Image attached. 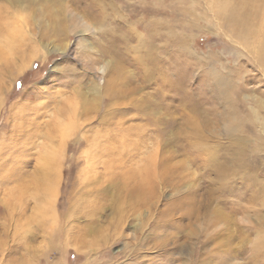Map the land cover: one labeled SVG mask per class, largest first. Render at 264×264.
<instances>
[{"label":"rangeland","instance_id":"obj_1","mask_svg":"<svg viewBox=\"0 0 264 264\" xmlns=\"http://www.w3.org/2000/svg\"><path fill=\"white\" fill-rule=\"evenodd\" d=\"M26 7L0 0L35 40L0 58V264H264V38L236 33L264 0Z\"/></svg>","mask_w":264,"mask_h":264},{"label":"bare ground","instance_id":"obj_2","mask_svg":"<svg viewBox=\"0 0 264 264\" xmlns=\"http://www.w3.org/2000/svg\"><path fill=\"white\" fill-rule=\"evenodd\" d=\"M11 5L12 4H14V5H20V6H25V5H27V7H28V4H35V3H37V2H40V1H38V0H7ZM240 2V1H239ZM248 3V2H247ZM32 6V5H31ZM25 8L26 10L28 9V8H30V7H28V8ZM24 9V10H25ZM42 11V10H41ZM57 17V16H56ZM238 17V16H237ZM236 17V18H237ZM0 18H3V17H1L0 16ZM38 18H40V17H38ZM33 19H35V18H33ZM244 19V18H243ZM31 21V20H30ZM34 22V21H33ZM12 23H15V22H12ZM11 23V24H12ZM9 23H2L1 24V22H0V38H3V39H5V41L3 42V44H5L3 47H2V44H0V58H4V57H7L8 58V61L9 62H11L13 59H16V58H18V57H21L20 55L17 57V55H16V53L18 52L19 53V50L21 49V47L23 46V45H27V43H25V41L27 42V40H25L24 41V38H28V36H29V38L32 40H34V38H33V36L34 35H31L30 33H29V30L28 31H26V32H24L22 29H20V31H16V34H12V32L8 29V27H10V25H8ZM244 24V25H243ZM243 26H241V27H239L240 29H238L237 30V35L239 36V38H244V39H247V37L248 38H255V40H256V38L257 37H260V39L262 38H264V21H262V23L261 22H258V23H254L253 24V26H254V29L252 28L253 26H248V22L247 21H245V19H244V22H243ZM252 24V23H251ZM23 25V24H22ZM247 26H248V28H247ZM244 27H245V29H244ZM62 30V29H61ZM59 31V30H58ZM35 34V33H34ZM16 35V36H15ZM19 36V37H18ZM16 37H18V38H16ZM32 40V41H33ZM35 41V40H34ZM260 41V40H259ZM263 41V40H262ZM236 42V41H235ZM245 42V41H244ZM257 43V42H256ZM28 44H30V43H28ZM32 45V44H31ZM37 45V44H36ZM264 43H260L259 44V46L257 47V49L259 50V52L257 53V51H256V54L258 55L259 54V57H261L263 54H264V50H263V48H264ZM4 48V49H3ZM37 48V47H36ZM30 49V48H29ZM249 49H250V47H249ZM34 50V49H33ZM56 50V49H55ZM184 50L185 51H187V52H189L191 55H193V52H191V48H190V46L189 45H187L185 48H184ZM31 51V50H30ZM21 52V51H20ZM26 52V51H25ZM39 53V52H38ZM50 53V51L48 52H46L45 53V55H47V54H49ZM21 54H22V52H21ZM25 55V54H24ZM38 56V54H36V55H33V56H31L30 57V59H28V62L29 61H31L33 58H35V57H37ZM10 58V59H9ZM19 59V58H18ZM17 59V60H18ZM261 61L263 62L262 63V66L264 65V57H261ZM7 61V60H6ZM15 61V60H14ZM28 62H27V64H28ZM9 64V63H8ZM27 67V66H26ZM21 69V68H20ZM210 76H212L213 78H214V80L216 79L217 80V82H215L214 81V84L217 86V91H216V95L215 96H218V95H221V97L223 96V93H224V89H226V88H224V85H225V83L223 84L222 83V80H220V79H222V73L220 74L219 72H212L211 73V75ZM212 77H210V78H212ZM101 83V82H100ZM91 91L94 93V94H96V93H99L98 92V89H96V87H95V85L94 84H92V89H91ZM226 91V90H225ZM123 97V96H122ZM228 98V97H227ZM227 98H226V100H227ZM232 109V108H231ZM230 111V110H229ZM150 112V111H149ZM152 113V112H151ZM189 119V118H188ZM230 119V118H229ZM257 120H258V118H257ZM236 122V121H235ZM192 123V122H191ZM194 123V122H193ZM258 123H259V125H261L262 124V131H263V134H264V122H260V121H258ZM186 124V123H185ZM234 125H235V123H234V120L232 119L231 121H227V123H226V126H225V128H226V131H227V134H229L231 131H233V129H234ZM243 142H245V141H243ZM234 143L235 144H237L235 141H234ZM239 144V143H238ZM241 144V143H240ZM234 147H230V150L227 152L228 154H230V156H231V158H232V155L233 154H235L236 156L234 157V161L235 160H237V159H241L240 157H239V154L237 153V152H235L234 151V149H233ZM228 156V155H227ZM226 156V157H227ZM238 156V157H237ZM237 157V158H236ZM230 158V159H231ZM233 161V162H234ZM235 163H240V161H238V162H236L235 161ZM53 165V164H52ZM235 166H236V164H235ZM241 166V165H240ZM240 166H239V168L238 169H240ZM237 167V166H236ZM244 169V168H243ZM243 169H241V170H243ZM238 171V170H237ZM236 171V172H237ZM245 171V170H244ZM246 172V171H245ZM240 173V172H239ZM225 175V176H224ZM231 175V173L230 172H225L223 175H222V177H220V178H222V179H225V180H227V178L229 177ZM238 175H240V174H238ZM252 176V175H251ZM246 177V176H245ZM245 177L244 178H242L243 180L245 179ZM248 177H250V176H248ZM253 177V176H252ZM241 178V177H240ZM251 178V177H250ZM253 179H254V177H253ZM246 180H247V178H246ZM252 181V183L254 182L253 180H251ZM256 181H257V178H256ZM255 181V182H256ZM42 182V181H41ZM219 182V181H218ZM222 182V181H221ZM220 182V183H221ZM224 182V181H223ZM258 182H259V180H258ZM93 183V182H92ZM217 183V182H216ZM262 183H264V182H262ZM242 184V183H241ZM90 185V184H89ZM227 185V184H226ZM229 185V184H228ZM256 186V185H255ZM218 187V186H217ZM108 188V187H107ZM221 188V187H220ZM262 188V187H261ZM260 188V189H261ZM95 190V189H94ZM48 191H50V196H48L47 197V194L46 195H44V197H45V202H43V207L45 208V210H44V212H46L50 217H52L53 216V218L55 219V209H54V202L52 201V193H51V190L48 188ZM109 191H111V190H109ZM108 191V192H109ZM257 191V190H256ZM147 192V191H146ZM151 192V191H150ZM214 192V191H213ZM252 192V191H251ZM243 194V193H242ZM213 195H214V193H213ZM212 195V196H213ZM103 207V206H102ZM100 208V207H99ZM214 213V212H213ZM46 214V215H47ZM190 214V213H189ZM199 212H198V215H197V212L194 214L193 213V215H196V218L199 216ZM220 215V214H219ZM57 217V216H56ZM223 217V216H222ZM223 219V218H222ZM229 219V218H228ZM210 220H211V222L213 223V221L214 222H216V220H217V218H214V217H212V218H210ZM226 220V219H225ZM224 220V221H225ZM227 221V220H226ZM217 223H222V221H218L217 220ZM225 223V222H224ZM95 224V223H94ZM225 224H227V223H225ZM228 225V224H227ZM240 227V226H239ZM250 229V228H249ZM226 231V230H225ZM254 232V231H253ZM248 234V233H247ZM262 234V233H261ZM260 234V235H261ZM263 235V234H262ZM223 236V235H222ZM232 237H234V236H232ZM229 239H231V235L229 236V238H228V240ZM215 240V239H214ZM247 240V239H246ZM248 241V240H247ZM223 242V241H222ZM220 244V243H219ZM246 244V243H245ZM187 245V244H186ZM205 245V244H204ZM222 244H220V246H221ZM222 247V246H221ZM226 247V246H225ZM229 247V246H228ZM187 248V247H186ZM185 248V249H186ZM264 248V247H263ZM229 249V248H228ZM186 251V250H185ZM182 253H183V251H182ZM23 254V253H22ZM185 254V253H184ZM234 254V253H233ZM185 256V255H184ZM186 257V256H185ZM191 258V257H190ZM190 258H188V255H187V259H190ZM12 260V259H11ZM203 260V259H202ZM189 261V260H188ZM202 262H204V261H202ZM255 262V261H254ZM200 264H202V263H200Z\"/></svg>","mask_w":264,"mask_h":264}]
</instances>
